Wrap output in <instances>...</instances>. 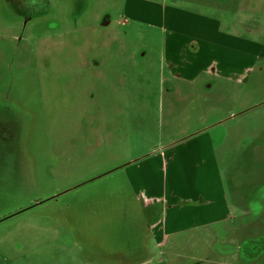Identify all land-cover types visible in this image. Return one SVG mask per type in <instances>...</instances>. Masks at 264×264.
I'll use <instances>...</instances> for the list:
<instances>
[{"label": "rangeland", "instance_id": "obj_1", "mask_svg": "<svg viewBox=\"0 0 264 264\" xmlns=\"http://www.w3.org/2000/svg\"><path fill=\"white\" fill-rule=\"evenodd\" d=\"M167 1L194 11L207 2L245 37L222 43L212 34L209 43L226 51L183 66L214 60L232 74L226 78L245 81L218 77L209 88L200 80L174 85L170 71L161 77L162 26L179 30L195 18L162 11L165 0H32L30 8L20 3L27 12L0 0V216L59 195L0 221V264H139L146 253L154 255L147 264H246L237 247L248 254L250 240L264 238V0ZM208 120L220 124L181 143L208 147L212 138L213 167L186 179H194L196 199L223 198L231 215L159 239L142 224L144 184L163 180L161 153L174 145L152 152ZM181 159L169 176L183 194L193 152ZM158 204L150 222L163 216ZM248 264H264V255Z\"/></svg>", "mask_w": 264, "mask_h": 264}, {"label": "crops", "instance_id": "obj_2", "mask_svg": "<svg viewBox=\"0 0 264 264\" xmlns=\"http://www.w3.org/2000/svg\"><path fill=\"white\" fill-rule=\"evenodd\" d=\"M173 1L175 2L176 0ZM167 2L168 1L165 0V3L162 4V11L167 8L172 11L180 8L182 9L180 10L182 13L186 11L194 13L195 18L190 21H182V24L179 23L178 25L181 27L179 30H177V28H173L172 24L168 26H165V24L163 26L159 25L165 27L164 35L161 36L164 44V47L161 48V55L163 56L162 62H164V66L161 69V77H165V74L168 71L178 72L182 77V82H187L188 80H200L201 82L203 81V83H206L210 81L212 82L211 88L214 87V83L217 81L218 77L245 81V75L240 78H226L232 77V74L229 70L224 71L221 68H216L214 66V60H212L211 65L207 64V66L200 67L197 70L188 69L186 66H183V64L188 61H195L199 64L205 57L217 59L223 52L226 51L225 47L209 43V41L215 42L213 38H209L212 34L216 35L222 43L245 38L241 34L240 38L233 34L234 26L231 25L232 21L227 22L222 18V14L226 13H223L221 10L215 11L214 8L211 7L212 5L207 2L198 3L195 7L196 10L198 9L197 11L181 6L173 8L172 4H167ZM154 24L158 25L157 22H154ZM157 29L161 30L160 27H157ZM169 29L173 30L172 34L167 33ZM200 31L202 32L200 33ZM196 36H202L201 40L196 39ZM200 77L201 79H199ZM182 82H178L175 85H181ZM209 123L210 120H208L204 126H200L199 128L205 129ZM213 143L214 140L211 138L210 143H208V147H212L214 145ZM181 144L182 145L179 147H175V145L166 152L161 153L163 154V161L161 160L163 162V165H161L163 168L162 173L160 174L163 176V180L152 184V180L150 178V180H146L144 184V187L147 189L145 198L150 199L147 195L154 197L157 203L162 202L165 207L162 218L154 223L152 222L150 226L152 234L156 235L159 239H161L164 234H174L184 229H189L190 231L195 230V228L199 226L211 224V222H214V218L218 219L219 217V209L222 204L220 203L221 200L210 201V199H208V201H200L196 199L195 196L199 194V192L197 190L190 189L195 184L194 179L191 186H189L186 179V177H190L192 173L194 174L198 169H201L204 172L208 171V169H212V153L208 150V147H204L205 144L199 146L195 143H191L190 141ZM189 152H193V159L190 164L184 166L185 177L181 178L180 174L177 173L180 179L186 183V192L183 194L178 192L176 193L171 187L173 181L170 179L169 170L176 167L172 166L174 165L172 162L176 156H180V161H182L181 157L188 155ZM207 153H209L208 156H205ZM149 189H152V194H150ZM228 205L229 203L227 202V208ZM224 209L225 208L222 210L224 211ZM183 220L185 223L182 222ZM198 221H200L199 224ZM161 243H163V240L157 246L159 247ZM153 258L154 255L152 257H148V259H143L138 263L147 264Z\"/></svg>", "mask_w": 264, "mask_h": 264}, {"label": "flooded vegetation", "instance_id": "obj_3", "mask_svg": "<svg viewBox=\"0 0 264 264\" xmlns=\"http://www.w3.org/2000/svg\"><path fill=\"white\" fill-rule=\"evenodd\" d=\"M32 0H5V2H6V4H7V6H8V8L9 9H11L12 11H14V12H19V11H21L19 8H21V6H20V3H22V4H24V5H26L27 7H33V3L31 2ZM32 3V4H31ZM21 9H23V8H21ZM23 10H25V9H23ZM26 12H27V10H25ZM27 22V21H26ZM139 23H141V21H139ZM154 28H156L157 29V27H156V25H154L153 23H150ZM109 27V26H108ZM157 31H158V29H157ZM167 33H170V34H172L173 33V30L172 29H169L168 31H167ZM196 39H198V40H201V37H199V36H196ZM85 40H86V38H85ZM132 41H133V39H132ZM103 62V65L105 64V60L104 61H102ZM104 68H105V66H104ZM84 71H85V73H87L88 72V69H87V64H86V66L84 67ZM95 72H98L97 70H95ZM105 73H104V75L106 76L107 75V72H106V70L104 71ZM101 73V72H100ZM167 74V73H166ZM165 74V75H166ZM169 75L170 76H172V80L175 82L174 83V85L176 84V83H178V82H182L183 80H182V77L180 76V74L178 73V72H169ZM170 84H172V82H171V78L170 79H166V78H164L163 80H162V86H163V88L164 89H170V88H172V86H170ZM209 88H211V86H212V84H208L207 85ZM121 87H123V86H121ZM174 87V86H173ZM175 88V87H174ZM6 101V100H5ZM7 105V104H6ZM6 105L4 106V107H6ZM15 118V117H14ZM16 119V118H15ZM214 124V123H213ZM218 124H220V123H217V124H214V125H208L207 127H205V129L204 130H208L209 128H211V127H213V126H216V125H218ZM210 126V127H209ZM201 132H202V128H198V129H195V130H193L191 133H190V135L188 134V136H186V137H184V138H181V139H173V140H171V141H169L168 143H166L165 145H163V146H161V147H158V148H155L154 149V152H152L153 154L155 153V152H157V151H160V150H162V149H164V148H168V147H170V146H175L176 144H179V143H181V142H183V141H186L187 139H189V138H192V137H194V136H197V135H201ZM144 157V156H143ZM142 158V157H141ZM149 158H151V157H148L147 156V160L149 159ZM138 162L139 161V159H134V160H132V161H129L128 163H122V164H120V165H117V166H115V167H113V168H111V169H109L108 171H106V172H104V173H101V174H99V175H97V176H95L93 179H89L88 181H86L85 183H90V182H94V181H97V180H100V179H103V178H105V177H108V176H111L113 173H115L117 170H125V168L127 167V165H129V164H131V163H134V162ZM137 162H136V164H137ZM59 195H51V196H49V197H45L43 200H41L40 202H39V200H36V201H30L28 204H26V205H24V206H22V207H20V209H18L17 208V210L16 209H12V210H10L9 212H7V214L6 215H2V216H0V221L1 220H4V219H6V218H9V217H12V216H14L15 214H18L19 212H22V211H25V210H29V211H31V210H35V209H37V208H39V206H43V205H45V204H47L49 201H51V200H54V199H57V197H58ZM221 200V202L220 203H222L221 204V207H220V209H219V217H218V219H215L214 218V222H211V224H213V223H220V222H224V221H226V220H228V218H229V216L231 215V212H232V207H230L229 205H228V208H227V200H225V199H223V198H221L220 199ZM223 201V202H222ZM217 204V203H216ZM156 205H158L157 207L159 208V204L158 203H156L155 202V204H152V202H151V200L150 199H147L146 200V202H145V204H144V206H142V211H143V214L145 215V218H143V220H142V224H143V226H145V227H147L148 228V230H150V226H151V223L152 222H150V220L151 219H153V216H154V214L152 213V211L153 210H155L156 209ZM190 205V204H189ZM223 208H225L224 209V211L222 210ZM164 209H165V207L164 206H162V210H161V212L160 213H162V215H163V212H164ZM226 209H227V212H226ZM15 210V211H14ZM210 222V221H209ZM154 223V222H153ZM220 227V226H219ZM187 229H184V230H181V231H186ZM189 230V229H188ZM181 231H179V232H181ZM172 235H174V234H172ZM250 245H252L253 247L252 248H249L248 249V254L246 253L247 251L246 250H244L243 248H245V246L244 245H242V246H239V247H237L236 249L237 250H239L240 252V259H241V261H243L244 263H246V264H248L249 262H253L254 260H257V259H259L262 255H264V238L260 241V242H257V241H252V240H250ZM250 245H246V246H250ZM258 247V248H257ZM256 251H259L260 253L257 255V256H253V255H255V252ZM257 253V252H256ZM150 255V256H149ZM153 255H152V253H147L146 254V258L145 259H148V257H152ZM252 256V257H251ZM144 259V260H145Z\"/></svg>", "mask_w": 264, "mask_h": 264}, {"label": "water", "instance_id": "obj_4", "mask_svg": "<svg viewBox=\"0 0 264 264\" xmlns=\"http://www.w3.org/2000/svg\"><path fill=\"white\" fill-rule=\"evenodd\" d=\"M236 115H238V114H234V115H232L231 117H235ZM45 197H41V198H39L38 200H39V202L41 201V200H43ZM147 254V253H146ZM146 254H144V255H141V256H139L138 258H139V261H142L145 257H146ZM138 261V262H139Z\"/></svg>", "mask_w": 264, "mask_h": 264}]
</instances>
